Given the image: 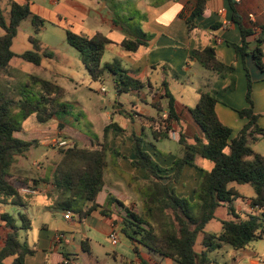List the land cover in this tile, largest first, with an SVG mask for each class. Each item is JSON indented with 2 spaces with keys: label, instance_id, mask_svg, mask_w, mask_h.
I'll use <instances>...</instances> for the list:
<instances>
[{
  "label": "trees",
  "instance_id": "16d2710c",
  "mask_svg": "<svg viewBox=\"0 0 264 264\" xmlns=\"http://www.w3.org/2000/svg\"><path fill=\"white\" fill-rule=\"evenodd\" d=\"M131 1L125 0V4H130ZM121 3L114 0L110 5L114 24L126 35L120 46L125 51L136 52L140 47L147 46L151 40V35L142 29L146 16L139 10L131 16L121 15ZM205 6L206 0H193L190 9L182 12L181 16L190 30L196 27L195 21L204 13ZM28 18L32 19L35 28L34 36L30 37L33 49L16 55L12 51L13 41L21 23ZM233 19L239 22L236 10ZM44 24L42 18L32 14L29 2L18 3L11 0L9 19H6L0 6V28L4 32L0 36V204H23L20 186L16 183L31 190L36 189L40 183H46L51 185L48 196L54 200L57 208L86 217L100 207L96 201L104 188L110 165L109 127L105 128L101 146L87 148L76 142L62 147L59 151L60 161L49 165L52 172L50 176L43 174L37 179L11 180L13 165L19 157H25L37 143L17 136L24 122L34 116L40 123L56 119L59 120L60 129L65 126L59 118L67 113L64 101L66 90L55 82L31 74L23 75L22 80L18 81L20 73L10 66L15 57L36 66L41 65L43 58L54 57V53L37 38ZM240 29L243 34L242 45L231 46L245 56L248 47L245 38L251 32L241 24ZM66 40L79 52L93 81H102L104 75L109 73L118 94L143 88V83L130 76L128 69L120 61L103 63L106 47L114 44L107 36L96 33L87 37L68 30ZM254 56L256 63L262 68L263 51L260 47L255 49ZM192 59L219 77H231L234 71L233 67L227 66L218 58L213 47L196 48ZM251 84L248 74L246 100L249 106L239 112L248 122L235 137H232V130L220 121L216 113L217 92L206 88L198 90V103L187 111L204 138H196L194 144H188L185 137L181 136L183 152L173 163L174 172L168 176H163L162 173L169 170L144 151L143 142L146 137L143 134L131 136L136 156L132 165L144 170L147 175L145 180L124 172L117 163L119 153L115 150L111 153L113 165L118 167L117 172L139 197L141 205L140 210H136L109 194L102 213H109L112 205L122 208L125 213L122 216V232L133 242L177 264H220L211 258V254L220 250L224 244L239 250L264 239V211L261 215L252 212L244 217L235 207L236 200L245 198L236 186L249 185L254 190L251 207L264 210V156L257 153L251 145L264 140V130L259 127L258 115L254 113ZM163 98L168 100L167 107L164 108L160 103L154 104L158 117H147L145 121L156 141L170 139L173 120H179L175 98L167 86ZM165 109L169 113L167 119L162 116ZM111 127L114 131L119 129L115 124ZM197 157L209 161L212 168L201 170L202 176L193 199L178 196L171 189V185L179 181L185 166L196 167ZM87 204L91 206L86 208ZM220 207L228 209L229 218L221 220L220 232H207L206 226L217 218ZM1 219L6 233L2 237L4 245L0 250V263L13 258V264H25L26 256L32 254L33 249L21 240L20 232L31 228L30 220L23 214L15 218L8 213H1ZM201 234L203 250L198 252L196 245ZM140 263L149 264L142 258Z\"/></svg>",
  "mask_w": 264,
  "mask_h": 264
},
{
  "label": "crops",
  "instance_id": "0c3cea01",
  "mask_svg": "<svg viewBox=\"0 0 264 264\" xmlns=\"http://www.w3.org/2000/svg\"><path fill=\"white\" fill-rule=\"evenodd\" d=\"M12 1L18 3L29 2L32 14L39 16L45 21V23L50 24L52 27H45L46 25L44 24L41 30V32L44 33L55 34L64 38H66L68 30L87 37H92L96 33H102L112 40L114 44L119 46L126 38L125 36L122 41L117 43L102 31L103 26H105L108 32H112L114 30H120L122 32V30L114 24L113 19L109 22L100 20L101 13L104 10L109 9V6L114 0ZM132 1L137 4L138 10L142 11L146 16V20L143 22L142 28L147 34L151 35V40L147 46L140 47L136 52L127 51L131 54L129 60L127 61L129 75L139 79L143 83L142 89L131 91L127 94L144 97L145 89H148L150 92L152 89L157 90L159 87V89L163 88V91L160 90L159 93L162 97H164L166 95V86L164 85L166 79L164 78L163 80H159L152 76V72L157 70L156 67L160 64H164L166 66L171 65L178 71L181 70L182 66L187 63V65L189 64V67L186 66V69L187 71H190V63L195 62V60L192 59L193 51L196 48L213 47L216 50L218 58L227 66L234 68L231 77H219L215 74L212 76L213 79L211 80V89L217 92L218 103L216 105V113L220 121L232 130V137L237 136V134L247 124L248 120L246 118H242L239 112L249 106L246 100L249 74L252 82L251 98L253 101L254 113L258 115L259 127L264 130V0H206L204 13L196 19V27L192 30L189 29L187 22L181 14L186 9H190L193 0ZM10 3L11 0H0L1 8L4 12L7 11L8 14L10 12ZM234 10L237 12V19L239 22H236L233 19ZM28 19L32 21L31 18ZM240 24L244 29L251 32V34L245 38V41L248 44L245 56L238 53L236 49L231 46V44L242 45L243 43V34L240 29ZM32 26L34 28L33 22ZM20 28L13 41L12 51L14 52L13 49L17 43L22 45L21 48H23V51H21V53L14 52L16 55H21L24 52L33 49L30 37L34 35H25L20 38ZM33 30H35V28ZM42 44L44 45V43ZM257 47H260L263 51L262 68H260L256 63L254 56V51ZM14 59L10 62V66L16 71L17 68L12 65ZM74 74L75 73H65L64 75L71 77V75ZM160 82H162L161 86L159 85ZM150 94L153 100L152 103L144 101L145 99L142 100L144 102V107H142L141 110L136 102H130V110L137 112L136 114L132 113L131 116L120 112V110L122 111V109L125 108V106L121 105V103L117 102L116 105L111 104V110L107 112L109 122L106 126L109 127V158H111V153L114 150L117 151L119 153L117 163L120 168L127 174L138 176L144 180L147 178L144 170L135 168L132 165V161L136 158L131 140V136L133 134H143L146 137L143 142L145 150H147L146 152L149 153L163 168L169 170L167 173L163 172V176H168L174 172L172 169L173 163L177 159L176 155L166 151H160L156 146H153V144L148 141L149 136L147 130L149 127L145 123L146 118H157L158 113L156 116H152L151 111L147 108L149 106L155 108L154 104H161L164 107L162 101L157 99L154 93L152 94V92H150ZM163 100L165 99L163 98ZM165 101L168 103L167 99ZM175 106L179 120H173L172 131L176 132L178 135L177 142L181 145V136L185 137V141L188 144H194L196 142V138L203 139L204 136L200 128L187 111L189 107L178 103L176 100ZM165 114H169L166 109L162 116L164 117ZM114 124L119 129L114 131V128L111 127ZM57 126L59 127V123H57ZM143 127H145V131H143ZM48 128V126L41 127L37 124V122H35L32 126L28 127L27 130L22 128L21 132H19L17 136L22 139L20 137L22 133L25 136H29V134L33 132L39 133L41 135V138L39 139L28 140L24 138L22 140L36 141L37 143L34 147L40 143L49 147L50 143L55 142L56 139L54 138V135H51L48 132ZM63 129L65 130V127ZM78 136V142L83 146L88 144L91 145L90 147L102 145L101 140L95 142L81 133H79ZM170 139H172L171 133ZM263 141L264 140H259L254 142L252 144V148L257 153L264 156V150L261 148ZM183 148L184 145H182V149ZM30 151L25 157L20 158L27 159ZM182 152L183 151H180L181 155ZM199 158L201 157H197L195 160L196 167L189 165L185 166L179 181L172 183L171 189L178 196L193 199L194 191L199 185L202 176L201 170H210L212 168L207 169L203 164H198ZM110 161L113 163V159ZM36 165L37 170L41 171L42 168L40 167V164L36 163ZM13 166L17 172L12 173L11 170V180L13 181H16L17 178L37 179L40 176L36 174L25 175L20 173L25 172V163L19 159ZM117 168L114 167V172L120 179L125 181V179H123L117 172ZM16 185L20 186L19 191L23 196V204H0V250L4 245L2 237L6 233V229L4 228L5 224L1 219V213H8L15 218H18L20 214L27 216L31 222V228L21 231L24 232V234L21 236L20 232V238L33 249V253L26 256L25 264H79L78 262L80 259H84L85 264H107L105 259H100V257L95 253L93 249L94 244H100L106 240L110 241V234L114 231V229L117 231L118 237L120 234L125 235L122 232V216H125L122 208H116L115 205H112L109 213H102V211H105L109 194L114 195L129 207L136 210H138L139 207L133 198L131 199L128 195L120 192L117 187H112L106 184L105 179L104 188L96 201L100 207L86 217H80L77 214L71 213L70 218L67 219L65 217L67 211L57 208L54 204V200L48 196V193L51 190V185L40 183L36 189L32 190L25 185H19V183H16ZM27 190H30L31 192H27ZM239 192L245 198L236 200L235 207L237 211L245 217L253 212L250 202L254 194L247 196L240 190ZM239 200L242 202L238 203ZM90 206L91 204H87L86 208ZM221 208L224 209L222 218L217 216V218L214 219L220 222L221 229L219 231L212 232H220L222 230L221 220L229 218L228 209L226 207H220L219 209ZM263 211L264 210L256 214L261 215ZM126 237L129 238L128 236ZM202 240L203 234L199 236L198 243L196 245V250L198 252L203 250ZM259 241L264 242V239ZM255 242H252L244 249H234L233 264H264L263 262H259L260 259H264V246L261 249H258L253 245ZM135 244L138 245L133 242L132 247L136 254L135 262H138L139 264H141L140 258L145 261L149 260L151 264H163L162 262H165L166 264H177L170 259L163 258L155 253L153 254L146 248H144L145 252L135 246ZM71 249L75 253L71 254V252H69ZM114 259L117 260V255L114 256ZM0 264H13V258H8Z\"/></svg>",
  "mask_w": 264,
  "mask_h": 264
},
{
  "label": "rangeland",
  "instance_id": "374dc122",
  "mask_svg": "<svg viewBox=\"0 0 264 264\" xmlns=\"http://www.w3.org/2000/svg\"><path fill=\"white\" fill-rule=\"evenodd\" d=\"M118 1V0H117ZM122 2L119 7V13L121 15L131 16V14H135L136 10H138V6L133 1L130 4H125V0L119 1ZM140 11V10H139ZM142 12V11H140ZM143 13V12H142ZM6 19H9L8 12H4ZM114 17L110 6L109 9L104 10L101 13L100 20H105L109 22ZM143 24V23H142ZM45 27L52 28L50 24L45 23ZM132 25V22H131ZM32 21L27 19L21 24V37L25 35H34L33 33ZM143 29V28H142ZM102 31L106 33L111 39L116 41L117 43L122 41L126 35H124L120 30H114L112 32H108L107 28L103 26ZM3 34L2 29L0 28V35ZM41 40L42 43L46 47L49 48L50 51L54 53V57L52 59L44 58L41 66H35L32 63L26 62L23 59L15 58L12 62L13 67L17 68L16 72L20 73L18 76V81L22 80L23 75L32 74L34 76H38L44 78L46 80L56 82L61 87L66 90L65 103L67 106V113L62 114L59 118L60 121L65 123V130L63 131L57 126L59 120H51L47 123H40L37 121L35 117L29 118L24 122L23 128L26 130L28 127L32 126L33 123L37 122V124L41 127L48 126V132L51 135H54L56 139L55 142H51L49 147L42 145V143L38 144L36 147H33L28 155L27 159L18 158L20 161L25 163V172H20L25 175H51V170L49 165L53 162L60 161L61 155L59 153L60 147L57 142H61L66 140L69 145L72 143H79L78 135L79 133L87 136L89 139L97 142L98 140L104 141V128L108 125L109 117L107 112L111 110V104L116 105L117 102L124 105L125 108L120 110L123 114H128L131 116L133 113H137L136 111H132L131 103L136 102L139 109L141 110L144 107V101H149L152 103V97L150 92L160 99L164 105V108L167 107V101L163 100V97L160 95V90L163 91V88L154 90L152 89L150 92L148 89H145L144 97L137 95H130L127 93L118 94L115 83L113 81V77L106 73L103 77V81H93L88 74L84 64L82 63L79 52L71 47L66 38L60 37L55 34L44 33L41 32L40 35L37 36ZM22 45L17 43L15 48L13 49L15 53H21L23 48ZM129 54L125 51L121 46L116 44H110L106 47V52L103 58V63L113 62L114 60H118L122 63V66L128 69L127 61L129 60ZM184 66V68H183ZM181 70H176L171 65L160 64L156 67V71L152 72V76L156 77L159 80H163L167 84V88L171 95L175 98V100L183 105H186L189 108H194L199 99L198 90L199 89H211L212 88V79L214 76L212 72L205 70L202 68L199 63L196 61L194 63H190V71H187V67L189 64L187 63L183 65ZM171 67V68H169ZM71 74V77H67L64 74ZM63 75V76H62ZM162 85V82L159 83ZM163 87V86H162ZM119 95V96H118ZM166 104V105H165ZM157 105V104H156ZM149 111H151L152 116L157 115L156 108L148 107ZM148 131L149 142L156 146L160 151H166L168 153H172L177 157H180V151H182V145H180L175 139H167L163 141H155L152 137V133ZM30 133V132H28ZM22 139L26 138L28 140L39 139L41 135L39 133H30L29 136H25L23 133L20 136ZM53 138V139H54ZM109 139V137H108ZM150 144V145H151ZM253 144V143H252ZM251 144V145H252ZM81 146H83L81 144ZM88 144L84 147H90ZM152 146V145H151ZM264 141L261 145V148L264 150ZM143 149L145 150V145H143ZM147 151V150H145ZM149 152V151H148ZM111 158H109V168L106 173V184L112 187H117V189L123 194L128 195L129 198H133L136 204L139 206L140 210L141 201L137 195L128 187L127 182L120 179L117 174L114 172V165L111 163ZM156 161V160H155ZM157 162V161H156ZM198 164H203L204 167L210 169L211 163L206 159L199 158ZM36 163L40 164L42 168L41 171L37 170ZM12 173H17L12 167ZM238 189L246 194L247 196H251L254 194V190L249 185H239ZM189 197V196H187ZM242 201L239 200L238 203ZM224 214V209L221 208L217 211V216L222 218ZM221 229V224L218 220L212 221L207 226V231H219ZM24 232H21V236ZM132 240L127 238L125 235H119V242L117 245H113L111 240L101 242L100 244H94V251L100 257V259H105L107 264H139L136 261V254L132 247ZM256 248L261 249L264 246L263 241H257L253 244ZM138 248L145 251L144 247L138 246ZM69 252L75 253L72 249ZM146 252V251H145ZM233 252H235L234 248L230 245L224 244L223 248L216 253L211 255V258L216 260L220 264H233ZM154 254V253H153ZM117 255V260L114 259V256ZM149 264L151 262L146 260ZM79 264H85L84 259H80ZM166 264L165 262H162Z\"/></svg>",
  "mask_w": 264,
  "mask_h": 264
},
{
  "label": "built area",
  "instance_id": "2783aa9c",
  "mask_svg": "<svg viewBox=\"0 0 264 264\" xmlns=\"http://www.w3.org/2000/svg\"><path fill=\"white\" fill-rule=\"evenodd\" d=\"M168 117H169L168 114H165V115H164V118H165V119H167ZM171 135H172V138H173V139H175V140L178 139V135L176 134V132L171 131ZM57 143H58V145H59L60 147H64V146H67V145H68V142H67L66 140H63V141H61V142H57ZM27 192H31V191H30V190H27ZM252 211H253L254 214H256V213L261 212L262 209L256 207V208H252ZM258 215H259V214H258ZM70 216H71V212L67 211L65 217L68 219V218H70ZM110 240H111V243H112L113 245H117L118 242H119L118 233H117V231H116L115 229H114V231L110 234ZM259 262H263V263H264V259H260Z\"/></svg>",
  "mask_w": 264,
  "mask_h": 264
}]
</instances>
